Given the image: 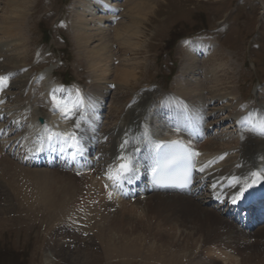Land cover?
Returning a JSON list of instances; mask_svg holds the SVG:
<instances>
[{"label": "bare ground", "instance_id": "bare-ground-1", "mask_svg": "<svg viewBox=\"0 0 264 264\" xmlns=\"http://www.w3.org/2000/svg\"><path fill=\"white\" fill-rule=\"evenodd\" d=\"M3 1L0 59H4L6 72L0 71V76L7 83L0 86V99L11 101V90L18 85L23 97L9 113L0 108V209L7 203L23 209L32 228L40 221L45 229L38 251L46 253H42L44 264H89L97 253L90 254L85 243L99 248L97 261L105 264L133 258L144 264H208L207 260L264 264V201L262 205L253 202L264 195V88L257 90V106H242L236 90L221 89L228 85L224 77L228 66L221 63L208 75L200 61L214 45L193 40L183 58L177 91L170 99L148 89L136 95L128 109L113 105L119 122L108 133L100 132L109 92L114 88L118 95L135 91L142 78L140 61H117L113 47L139 55L146 29L160 16L163 0H128L125 7L124 0H78L72 34L97 95L92 104L71 99L61 106L67 110L68 125L81 141L83 161L90 170L89 175L77 177L79 162L60 158L52 138L53 127L60 122L59 105L54 102L59 96L54 71L48 69L34 80L25 69L30 54L29 20L42 11V0ZM15 73L19 77L12 84L9 78ZM204 83L213 85L207 88ZM228 100L235 102L219 108L218 114L228 110L233 115L210 123L216 115L210 104ZM114 101L120 103L117 98ZM167 107V113L161 112ZM40 118L45 120L43 125ZM228 119L238 121L233 127L238 136L211 137ZM108 136L111 143L105 146ZM173 140L192 149L198 180L188 193L151 192L149 173L155 167L156 150ZM68 158L72 161L73 155ZM253 172L260 174L259 182L233 204L232 197L251 183ZM251 208L256 209L249 218L246 210ZM4 226L0 221V230ZM199 245L206 248L208 257L197 255ZM253 246L259 252H249Z\"/></svg>", "mask_w": 264, "mask_h": 264}, {"label": "rangeland", "instance_id": "rangeland-1", "mask_svg": "<svg viewBox=\"0 0 264 264\" xmlns=\"http://www.w3.org/2000/svg\"><path fill=\"white\" fill-rule=\"evenodd\" d=\"M77 1L42 0L39 3L42 11L29 20L30 54L25 69L32 73L34 80L42 72L53 69L54 79L60 86L57 87L59 98H55L54 101L55 104L59 105L56 112L60 114V122H56V126L53 127L55 133L69 126L64 116L65 111L61 107L63 104L71 99L88 100L87 102L91 103L96 100L94 94L97 95L91 86L92 74L89 72L85 60L80 59L74 44L71 21L76 10ZM126 1L128 0L122 2L124 7ZM133 1L146 3L147 0ZM263 2L264 0H163L159 6L160 16L146 29L147 34L142 39L143 48L138 52L139 55L132 52L133 55H130L125 49L119 48L118 45H114L115 48L113 47L117 61L123 58L140 61L142 78L135 91H125L118 95L114 88L109 92L104 103L106 117L100 132L108 133L114 124L119 122V113L116 114L113 111L111 107L113 105H121L124 109H128L132 105L135 96L141 95L148 89L160 91L167 95V100L170 99L177 91L180 82L179 77L183 75V58L190 42L193 40L205 41L214 45L207 58L204 55L202 58L200 57L207 74L221 63L228 66L224 76L227 77L228 85H223L221 89L223 91L236 90L238 93L237 101L242 106H248L247 104L257 106V90L264 88ZM124 7L121 8L118 14L120 17L124 14ZM3 8L4 1L0 0V20L5 11ZM109 25L111 29L112 25L107 24V26ZM3 62L4 59H0V69L3 67ZM118 65L120 66L121 63H118ZM2 70L6 72L4 68L0 71ZM206 73L204 77H206ZM16 75L15 73L14 76L9 78L12 84H15L18 80L19 76ZM216 75H218V72ZM224 77L222 79H225ZM67 82L70 84L66 85ZM21 85L23 86V84ZM212 85V83H204V87L207 88ZM22 89L18 85L11 90L14 92H12L11 101L9 99L2 101L1 108H4L5 112L9 113L14 109L18 98L23 97ZM26 90L29 91V88L27 87ZM116 98L120 100L118 105L114 101ZM175 102L174 99L171 101L172 104ZM234 102L228 100L227 103H211L209 108L211 112H216V115L210 117L209 122L215 123L232 116L233 113H229L228 110L218 114V109L225 108L227 104L231 105ZM168 109L170 108L167 107L166 110L163 108L162 112L167 113ZM237 124L238 121L228 119L223 126L213 130L211 137L218 140V137L224 136L225 133H228V135L231 133L230 136L236 138L238 134L236 130L233 133V127ZM110 143L111 139L108 136L104 145L109 146ZM150 207L153 209L151 204ZM22 210L11 203H7L5 208L0 209V221L5 222V226L1 227L0 230V264H44L42 255L44 251L41 253L38 250H40V245L43 243L45 228L42 227L40 221L37 226L32 228L31 221L27 220ZM252 241L254 244L255 239H252ZM48 243L49 237L45 240V247H48ZM84 245L90 254L97 253L91 258L89 264H105L102 261H97V257L100 255L98 254L99 248H92L91 244L85 243ZM200 247L201 245H199L197 255L204 258L208 257L210 254L204 251L206 248L200 249ZM253 248L247 249L254 254L255 251L259 252L257 246H253ZM244 249L246 250V248ZM200 250L202 251L200 252ZM228 252L230 251L228 250ZM44 254L46 253L44 252ZM238 258L240 261L239 256ZM202 260L204 259L202 258ZM120 261L119 264H144V262H140L139 258H133L128 262ZM208 261L205 262L213 264ZM62 264L64 263L62 262ZM218 264H227V262L221 260Z\"/></svg>", "mask_w": 264, "mask_h": 264}, {"label": "snow or ice", "instance_id": "snow-or-ice-1", "mask_svg": "<svg viewBox=\"0 0 264 264\" xmlns=\"http://www.w3.org/2000/svg\"><path fill=\"white\" fill-rule=\"evenodd\" d=\"M6 83H7L6 77L0 76V86H6ZM66 113H67V110H66ZM77 127H78V125H77ZM55 135H59V134H55ZM202 170L203 169H201V171ZM251 175L253 177V180L251 181V183H247L246 185L241 186L240 189H239V191H238V193H236L232 197V203L233 204H235L238 201H240L241 199H243L244 196H245V192H247L248 189L252 188L253 186H255L256 183L259 182V180H260V174L258 172H253Z\"/></svg>", "mask_w": 264, "mask_h": 264}, {"label": "water", "instance_id": "water-1", "mask_svg": "<svg viewBox=\"0 0 264 264\" xmlns=\"http://www.w3.org/2000/svg\"><path fill=\"white\" fill-rule=\"evenodd\" d=\"M40 122H41V123H43V121H42V120H41Z\"/></svg>", "mask_w": 264, "mask_h": 264}]
</instances>
